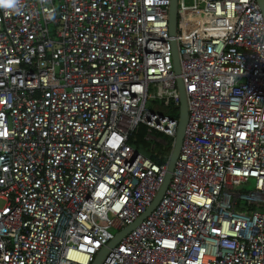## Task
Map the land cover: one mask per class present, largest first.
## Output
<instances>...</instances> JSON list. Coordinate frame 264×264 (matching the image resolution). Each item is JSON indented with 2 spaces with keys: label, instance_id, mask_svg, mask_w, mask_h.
Wrapping results in <instances>:
<instances>
[{
  "label": "built area",
  "instance_id": "built-area-1",
  "mask_svg": "<svg viewBox=\"0 0 264 264\" xmlns=\"http://www.w3.org/2000/svg\"><path fill=\"white\" fill-rule=\"evenodd\" d=\"M170 5L0 0V264H91L147 211L173 150L159 163L129 138H176L178 77L169 185L100 264H264L263 12L177 0L172 35Z\"/></svg>",
  "mask_w": 264,
  "mask_h": 264
},
{
  "label": "water",
  "instance_id": "water-1",
  "mask_svg": "<svg viewBox=\"0 0 264 264\" xmlns=\"http://www.w3.org/2000/svg\"><path fill=\"white\" fill-rule=\"evenodd\" d=\"M258 2L260 4L261 10H262L263 15H264V2H263V0H258ZM176 19H177V0H171V5H170V33L172 35H174L175 31H176V23H177ZM173 58H174L176 73L179 74L180 73V64H179V58H178L177 47H176L175 42H173ZM177 85H178L179 93H180L179 125H178V129H177V133H176L173 152H172L169 167H168V172H167L165 180L162 184V187L160 188V190L157 193L152 205L147 209V211L143 215H141L134 223L125 227L118 235H116V237L114 239H112L108 243V245L104 246L98 252V254L95 256V258L91 264H100L102 262V260L104 259L105 255L107 254L109 249L111 247H113L114 245H116L122 239V237L125 234H127L132 228H134L137 224H139L155 208V206L158 204L159 200L161 199V197L163 196L165 190L167 189V187L169 185V182L171 179V172L174 169L175 162H176L177 157H178L179 152H180V148H181V144H182V140H183V136H184V131H185V125H186L187 116H188L187 104H186V94H185L182 79L180 77H178Z\"/></svg>",
  "mask_w": 264,
  "mask_h": 264
},
{
  "label": "trees",
  "instance_id": "trees-1",
  "mask_svg": "<svg viewBox=\"0 0 264 264\" xmlns=\"http://www.w3.org/2000/svg\"><path fill=\"white\" fill-rule=\"evenodd\" d=\"M171 106V107H170ZM169 114L173 117L179 119L180 116V103L177 105L168 104ZM148 134V127L146 124L141 123L136 132H134L130 138L129 143L137 149L144 150L148 153V157L151 159L161 163L167 160V157L171 154L174 147L175 137L169 136L162 132H157V134L161 135L165 143L157 142L153 146V142L146 139V135Z\"/></svg>",
  "mask_w": 264,
  "mask_h": 264
},
{
  "label": "rangeland",
  "instance_id": "rangeland-1",
  "mask_svg": "<svg viewBox=\"0 0 264 264\" xmlns=\"http://www.w3.org/2000/svg\"><path fill=\"white\" fill-rule=\"evenodd\" d=\"M263 2H264V0H263ZM178 21H179V15L177 14L176 22H178ZM148 104L151 105L154 109H157V110L160 109V107L158 105L159 103L156 101L148 100ZM146 139L153 142V146L157 142H164L165 141L161 135L157 134L156 132H150V131H148V134L146 135ZM140 151H142L146 156H148V153L145 152L144 150L140 149ZM254 185H255V180L250 179L247 182H243L242 185L238 186L237 188L241 189V190H253Z\"/></svg>",
  "mask_w": 264,
  "mask_h": 264
},
{
  "label": "clouds",
  "instance_id": "clouds-1",
  "mask_svg": "<svg viewBox=\"0 0 264 264\" xmlns=\"http://www.w3.org/2000/svg\"><path fill=\"white\" fill-rule=\"evenodd\" d=\"M179 120V119H178ZM179 125V124H178Z\"/></svg>",
  "mask_w": 264,
  "mask_h": 264
}]
</instances>
